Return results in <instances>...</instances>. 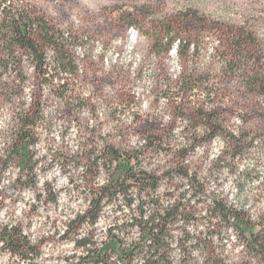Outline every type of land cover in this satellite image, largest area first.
<instances>
[{
  "label": "rangeland",
  "instance_id": "374dc122",
  "mask_svg": "<svg viewBox=\"0 0 264 264\" xmlns=\"http://www.w3.org/2000/svg\"><path fill=\"white\" fill-rule=\"evenodd\" d=\"M16 14L41 17L47 21L58 45L34 31L44 55L42 64L27 49L12 44L13 34L7 25ZM130 85L136 89H148L147 94L141 92V95L144 98L151 96L150 106L154 111L146 116L134 114L137 127L121 129L119 134L123 136L132 131L144 138L146 144L143 149L129 152L105 143L99 156H95L96 148L92 147L82 156H70L58 149L53 157L54 162L58 161L63 166L69 163L79 166L86 159L89 177L97 175L99 162L103 161L109 181L119 177L124 179V172L119 167L123 162L137 171L156 175L157 189L161 186L166 188L162 196L155 195L157 189H142L131 180L128 182L131 184L130 193L121 195L122 203L117 202L112 211L123 216V209L127 207L131 213L132 204L139 199L136 214L123 223L109 225L107 221L111 218L102 210L95 224L82 226L90 229L86 237L91 239L90 247L94 251H100L112 234L119 237L125 251H132L128 256H121L110 250L109 256L100 264L139 263L141 259L147 264H175V257L171 255L175 249L171 243L177 244L180 255L184 257L179 264H194L193 250L199 251L203 264H264V254L252 249L248 234L238 227L237 221L219 217L214 209L216 203L222 201L241 212L257 234L259 244L264 243V194L252 195L261 187L258 184L254 186V181L261 179L259 163L251 171L246 169L240 173L233 181L236 189L233 199L240 207L232 204L228 196L215 193L209 204L203 198L206 195L205 184L199 179V171L206 159L213 160L210 171L228 168L229 175L236 174L234 162L237 158L241 163L245 158L250 162L264 159V0H0V96H20L26 87L32 89L31 107L20 114V127L8 158L0 161V169L15 164L27 174L26 179L18 176L12 187L25 189L35 186L33 169L39 161L33 162V157L39 150H30L29 145L40 142L41 131L51 130L50 127L41 129L44 106H50V102L58 105V119L78 124L81 116L77 113L81 109L88 108L94 118L97 116V105L91 101L98 99L109 106H123L109 113V118L115 120L116 112L123 115L125 109L142 102ZM45 87L49 89L47 95ZM78 88L88 90L89 97L82 99L75 95ZM70 91L74 93L71 96ZM161 100L165 103L161 104ZM203 111L214 114V129L205 126V120L201 118ZM163 116L171 119L165 124ZM234 119L241 121L239 137L229 131V128L236 127L232 123ZM104 123L102 121L101 126ZM181 123L186 125L181 135L191 143L174 150V130ZM197 128H203L202 135L195 132ZM90 131L93 136L87 143L95 144L96 129ZM67 132L65 129L64 135ZM233 136L238 139L236 142ZM217 137L225 142L226 148L213 158L212 153L218 147L213 142ZM24 146L28 153L26 161ZM197 148H203L204 154L199 157L197 170L189 176L190 166L184 161L195 156ZM112 150L117 151L118 156ZM161 155L164 164L156 163L153 167ZM143 163L152 170L141 167ZM181 180H188L191 185L192 199L202 197L196 199L195 204L191 199L186 200L184 192L175 199V192L183 187ZM69 183L75 182L70 180ZM169 187L175 191H168ZM44 188L47 198L37 192L36 200L44 199L45 211L50 210L48 204L59 210L57 194L52 191L51 183L45 181ZM133 188L137 190L135 197L131 195ZM96 192L93 189L92 198L97 197ZM144 196L148 198L144 199ZM162 198L175 199V203L165 207L161 203ZM105 199L108 205H112L117 197ZM177 205L180 212L167 225V246L156 261L158 256L152 257L149 248L143 247L138 221L145 216L146 209L153 215ZM0 206H3L2 201ZM28 214L40 215L36 204L31 206ZM121 216L115 219L120 220ZM70 221H65L67 230L63 235L57 230L52 237L41 238L40 244L71 245V255L63 256L65 264L77 259L78 264H95L91 261L95 253L86 256V249L79 246V239H75L76 234L72 232L76 223L70 227ZM205 221L207 227H203ZM55 225L53 220L54 228ZM16 228L21 230L20 225ZM135 229L139 230V238L131 244L116 234L122 231L125 237H130ZM173 232L180 235L173 237ZM194 238L196 243L188 245V241ZM35 248L37 254L32 257L40 255L39 247ZM235 248H240V252L232 255L231 250ZM56 259L59 260L60 256L57 255Z\"/></svg>",
  "mask_w": 264,
  "mask_h": 264
},
{
  "label": "clouds",
  "instance_id": "9594fccd",
  "mask_svg": "<svg viewBox=\"0 0 264 264\" xmlns=\"http://www.w3.org/2000/svg\"><path fill=\"white\" fill-rule=\"evenodd\" d=\"M79 51V50H77ZM175 78V77H174ZM69 79H72L69 77ZM129 87H133L130 85ZM137 99L142 101L138 106H134L131 109H125L123 115L120 112H116L115 120L109 118V113L116 108H122V105L113 104L111 106L104 104L102 100L93 99L91 103L97 105V116L94 118L88 108L81 109L77 115L81 116L80 122L77 124L75 122L67 123L58 119L57 108L50 102V106H44L41 110L42 121L41 129L50 127V131L40 132V142L35 145H29V149H38L35 156L33 157V162L39 161L35 164L33 169V175L35 176V186L25 189L13 188L12 185L16 183L17 177L21 179H26L27 174L22 173V170L15 164H9L7 169H0V201L3 202V206H0V230L7 226L9 231H11L17 225L21 226V233L23 236L28 238L29 244L33 246H38L40 249V255L37 257H32L29 254L30 259L25 261L19 253L14 254L6 247V242L0 240V264H65L63 259L64 255H71L72 246L71 245H56L54 243L40 244V240L43 237H52L54 233L59 230L60 235H63L67 230L65 221H70L75 219L77 214L83 215L91 205L92 201V191L93 189L99 191L109 183V174L104 170L103 161L99 162L97 169V175L95 177H89L87 175L88 161L86 159L82 160L79 166L75 163H69L66 166L61 165L58 161L54 162L53 157L58 149L64 150L70 156L83 155L84 151L96 148L95 156H99L105 143H111L117 147H122L126 151L140 150L143 149L146 140L139 135L134 134L132 131H128L125 135L121 136L119 133L121 129H127L131 126L132 129L137 127L134 123V114L138 113L140 116H146L148 113L153 112L151 105V96L144 98L141 92L145 94L148 93V89H136L133 87ZM32 89L26 87L23 95L16 96L10 95L0 96V161L6 160L8 158L9 150L14 143L15 133L20 127V114L27 112L32 103ZM49 89L45 87V94L47 95ZM71 91L69 96L73 95ZM89 91L79 89L75 95H79L82 99L89 97ZM23 101V104H21ZM161 104L165 101L161 100ZM171 119L170 116H163L164 123L166 124ZM105 123L101 126V122ZM232 123L236 127L229 128L237 137L240 136V125L241 121L239 119H234ZM185 124L181 123L174 130L175 143L173 145L174 150L179 147L188 146L191 141L185 140V137L181 135L183 127ZM95 128V144L87 143L89 137L93 136L90 131ZM65 129H68L66 135H64ZM87 129V130H86ZM197 134H203V128L195 129ZM111 133V136L109 135ZM47 137V140L45 139ZM100 137L105 139L101 140ZM215 147L212 156L220 155V151L226 148V144L219 137L213 142ZM204 154L203 148L196 149V155L184 161L185 164L189 165V176L192 172L196 171V165L200 162L199 157ZM95 156L92 158L95 159ZM46 157V159H42ZM143 160V157L141 158ZM156 163L164 164L163 155L153 163L155 167ZM212 159H206L203 168L199 171V179L205 184V196L204 199L211 203L212 194L215 193L217 196H228L229 201L237 207L239 204L233 199L236 193V189L233 185V181L236 180L240 173L244 172L246 169L251 171L252 168L256 167L259 163V172L261 173V179L259 181H254L255 185H261L256 192L252 195L255 196L258 193L264 194V159H259L258 161L250 162L249 159L245 158L243 163L240 162V158L234 162L237 165V171L235 175H229V169L223 168L221 171L217 172L212 169ZM49 165H53L49 168ZM141 167L146 168L151 171V168H147V164H141ZM65 173V174H62ZM227 179V183H225ZM72 180L75 183H69ZM45 181L51 183V188L54 193L57 194L58 207L53 204H48L47 208L49 211H45L44 199L47 198V192L45 191L44 184ZM175 182V181H174ZM183 184V187L179 189V192H175V199H179L180 192L186 193V200L191 199L193 204L196 203V199H201V196H197L196 199H192L193 189L189 184L188 180L179 181ZM64 189V191H61ZM229 189H231L232 195L229 196ZM166 190L165 186H161L156 190L155 195H160ZM168 191H175L174 188H167ZM37 192L43 193L44 199L39 202L36 200ZM83 193V195H81ZM137 190L133 188L131 190V195L135 197ZM147 199V196L143 197ZM175 199H161V203L167 207L169 204L175 203ZM14 200L19 202L13 203ZM123 201V197L117 193V200L113 201L112 205L107 204V199L103 201V214L107 215L111 219L107 221V224L112 223H123L125 219H130L131 215L136 214L135 209L140 203L139 199H136L132 204V212L129 213V209L125 207L123 209L124 215L121 216L120 212H115L113 214V209L116 207L117 202ZM33 204H36L40 215L30 216L29 209ZM250 206V204H249ZM151 215V210L146 209V214L144 219L147 220L148 216ZM117 216H121L120 220H116ZM48 217H52L51 220ZM53 220H55L56 225L53 227ZM31 222V226H30ZM104 223V221H102ZM182 223V222H181ZM203 227H207V222L205 221ZM90 229L85 227L79 231V235L75 236V239H82L87 236ZM189 231H194L189 229ZM121 238L125 239L127 243L131 244L134 239L139 238V230H133V236L125 237L124 232L116 233ZM173 237L180 235L179 233L173 232ZM107 239V236H104ZM234 239V237H233ZM150 243V241H149ZM196 243L195 238L188 241V245H193ZM171 247L175 251L171 254L175 257V264H179V261L184 259L180 255V249L177 248L176 243H171ZM67 249V251H66ZM232 251V255L240 252V248H235ZM57 255L60 259L57 260ZM192 257L195 258L194 264H203V258H201L199 251L193 250L191 252ZM115 258V257H113ZM70 264H78L77 261H71ZM139 264H143V259L139 261Z\"/></svg>",
  "mask_w": 264,
  "mask_h": 264
},
{
  "label": "trees",
  "instance_id": "16d2710c",
  "mask_svg": "<svg viewBox=\"0 0 264 264\" xmlns=\"http://www.w3.org/2000/svg\"><path fill=\"white\" fill-rule=\"evenodd\" d=\"M7 9V7H4ZM9 32L13 34L12 44L19 45L24 49L28 50V53L32 57H37L40 60L41 64L44 60V55L42 53V47L34 36V31L36 30V34L41 36L43 39H47L49 42H52L55 46L58 45L54 39V35L50 33V28L48 26L47 21L41 17H31L26 15L16 14L13 17L12 21H9ZM201 118L205 121V126L208 128L214 129V114L203 111L201 113ZM235 142L238 140L233 136ZM25 151V161L28 160L27 147L24 146ZM115 156H118V152L112 150ZM120 169L124 172V179L119 177L116 180L109 181L102 190L96 192L97 197L92 198L91 205L89 209L83 214L78 215L75 219L71 220L68 223V226L72 227L73 223H76L75 227L72 228L73 234L79 235V230L83 225L86 224H95L103 210L102 201L105 198L115 199L117 197V193L123 196H127L130 192L131 184L128 182L133 180L137 185H139L142 189L151 188L152 190H156L158 186V177L152 173L143 170H135L132 165H127L123 162H120ZM188 174V173H185ZM216 215L222 217L224 219L233 218L239 224L238 227L241 228L244 232L248 234L250 238V243L252 245V249L257 252H261L264 254V243L259 244V239L257 234H255L254 229H252L249 221L245 220L242 216L241 212H238L231 206H228L226 203L222 201H218L214 207ZM180 212V207L177 205L175 207H170L167 209H163V211H158L157 213L148 217L147 220L144 219V216L138 221V226L140 229L141 240L143 241V247H148L150 252L152 253V257H157L156 261L159 259V255L163 252V249L167 246L166 244V229L167 225L171 218L177 216ZM0 238L1 240L6 242V247L12 251L14 254L19 253L21 257L27 261L31 256L36 255L37 251L35 246L30 245L28 238L23 236L20 229L14 227L11 231L7 228V226L3 227L0 230ZM150 241V243H149ZM79 246H82L86 249L88 257L91 256L92 253H95L93 261L95 264H100L109 256V251L113 250L114 252L120 253L121 256H128L132 254V251H125L122 247L119 237L115 234L110 236L108 243H106L100 251H94V248H91L92 245L91 239H88L86 236L82 239L78 240ZM151 261V260H150ZM104 264V263H102ZM126 264H139L137 262L128 261ZM143 264H147L146 262ZM154 264V263H153Z\"/></svg>",
  "mask_w": 264,
  "mask_h": 264
}]
</instances>
